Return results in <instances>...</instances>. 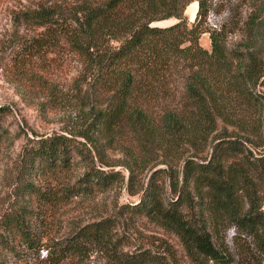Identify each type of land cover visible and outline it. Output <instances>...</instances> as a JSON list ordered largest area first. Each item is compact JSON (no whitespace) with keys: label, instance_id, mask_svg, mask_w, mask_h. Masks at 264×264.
I'll return each instance as SVG.
<instances>
[{"label":"trees","instance_id":"1","mask_svg":"<svg viewBox=\"0 0 264 264\" xmlns=\"http://www.w3.org/2000/svg\"><path fill=\"white\" fill-rule=\"evenodd\" d=\"M214 4L223 0H52L16 12V21L41 29L34 49L73 53L81 70L71 94L52 83L60 130L29 138L5 176L13 198L0 214V264L14 255L11 233L27 248L39 244L28 222L35 204L56 208L124 183L139 195L128 206L175 233L195 264H242L213 243L219 225L251 235L264 255V0L249 13L247 38L232 48L223 30L207 26ZM169 18L175 22L155 24ZM206 32L210 50L199 43ZM9 113L0 106V146ZM158 165L166 168L153 170ZM167 186L175 197L165 203ZM116 224L111 213L75 225L50 263L94 246L110 264H168L148 249H120Z\"/></svg>","mask_w":264,"mask_h":264},{"label":"rangeland","instance_id":"2","mask_svg":"<svg viewBox=\"0 0 264 264\" xmlns=\"http://www.w3.org/2000/svg\"><path fill=\"white\" fill-rule=\"evenodd\" d=\"M44 1L52 0H0V106L8 105L11 109V113L2 121L8 140L0 146V214L13 198L5 176L12 171L13 161L22 152L23 146L29 138L59 131L63 124L60 121L62 111L52 109V83L57 89L71 94L75 78L81 70V64L73 53L54 57L50 49L44 52L34 49L32 39L38 36L41 29L29 27L14 19L18 10ZM257 3L259 0H223L222 6L214 4L207 15V26L210 29L223 30L228 47H236L247 38L246 23L249 13L255 9ZM195 4L192 3L186 10L189 20L194 18ZM173 22L175 19L169 18L155 24L167 26ZM199 43L210 50L207 32L200 36ZM175 84L178 87L176 95L179 96L182 92L181 79H176ZM41 102L45 103V108L40 107ZM114 156L118 157L120 153H115ZM113 168L126 174L121 166ZM159 168L166 167L158 165L153 170ZM149 174L141 175L140 179L147 180ZM155 178L157 184L165 186L163 171H159ZM75 180L76 176L73 175L72 181ZM178 180L181 181V178ZM174 197L170 186H167L164 202L167 203ZM138 200L139 195L129 194L124 183L108 190H95L91 196H75L56 208H52V205L35 204L28 222L30 232L39 238V244L33 249L27 248L16 233H11L14 255L9 256L8 264H52L48 258L54 251L56 242L67 236L75 225L96 221L110 216L111 213H116L114 237H120L117 244L123 251L148 249L151 253L164 256L168 264H195L186 254L175 233L158 225L147 215L134 212L128 206ZM212 225L209 221L206 226L212 230ZM217 228L218 233L213 231L212 234L213 243L221 250L227 249L234 261L242 264H264V255L257 249L251 235L237 231L233 225H219ZM52 240H55V244ZM74 263L110 264V260L104 252L90 246L87 254L82 253L81 256L62 262Z\"/></svg>","mask_w":264,"mask_h":264},{"label":"bare ground","instance_id":"3","mask_svg":"<svg viewBox=\"0 0 264 264\" xmlns=\"http://www.w3.org/2000/svg\"><path fill=\"white\" fill-rule=\"evenodd\" d=\"M194 3H196L195 5H196V9H197V5H198V4H197V2H194ZM196 9H195V12H196Z\"/></svg>","mask_w":264,"mask_h":264},{"label":"water","instance_id":"4","mask_svg":"<svg viewBox=\"0 0 264 264\" xmlns=\"http://www.w3.org/2000/svg\"><path fill=\"white\" fill-rule=\"evenodd\" d=\"M194 19V18H193Z\"/></svg>","mask_w":264,"mask_h":264}]
</instances>
